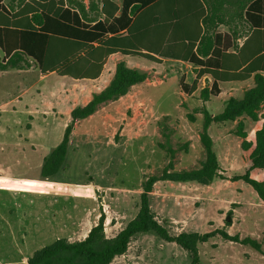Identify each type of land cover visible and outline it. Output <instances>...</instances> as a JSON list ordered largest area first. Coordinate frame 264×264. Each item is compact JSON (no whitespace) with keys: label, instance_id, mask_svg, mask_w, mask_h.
<instances>
[{"label":"rangeland","instance_id":"1","mask_svg":"<svg viewBox=\"0 0 264 264\" xmlns=\"http://www.w3.org/2000/svg\"><path fill=\"white\" fill-rule=\"evenodd\" d=\"M128 59L134 60L129 65L145 72L147 79L119 99L101 104L93 115L76 120L70 109L84 106L87 97L55 107L65 90L63 85H55L56 80L67 84L68 77L53 73L45 81L30 82L20 73L0 72V260L18 259L22 238L26 241L23 253H33L49 241H41L46 222L52 238L55 228L76 221L85 208L93 216L104 213L109 221L106 234H117L136 216L148 178L160 177L166 168H198L205 161L200 139L202 108L218 114L231 96L242 98L254 85L253 79L223 83L222 94L204 101L200 90L210 86L211 79L201 78L191 95L180 88L182 81L195 79L191 65L174 60L154 64L136 56ZM110 77L97 87L107 84ZM51 83L54 93L44 98ZM263 123L264 102L257 120L244 116L209 126L220 162V177L212 183L158 180L154 184L150 206L171 235L222 229L259 243L256 248L216 234L198 244L200 264H264V201L250 184L238 179L252 171V147L246 149L244 144L254 142ZM69 124L66 160L57 173L44 178V159L61 143ZM259 171L258 177L264 179V170L253 175ZM63 190L76 191L77 197L65 198L60 193ZM49 192L57 197L50 198ZM88 216L91 218L90 212ZM80 238L82 235L70 240ZM122 264H191V257L175 242L146 232L132 239Z\"/></svg>","mask_w":264,"mask_h":264},{"label":"trees","instance_id":"2","mask_svg":"<svg viewBox=\"0 0 264 264\" xmlns=\"http://www.w3.org/2000/svg\"><path fill=\"white\" fill-rule=\"evenodd\" d=\"M3 1L0 0V71L25 68L32 60L42 73L54 71L62 76L95 79L113 53L135 55L157 64L163 58L175 59L191 64L195 70L192 83H180L187 95L198 89L203 76H211V85L200 90L204 101L220 94V83L254 80L242 98L231 96L220 113L202 108L200 139L205 161L198 168H166L160 177L148 178L142 186L136 216L117 234L107 236L102 214L84 239L59 238L36 250L25 264H110L126 253L136 235L146 232L185 249L191 264H200L198 244L216 234L259 248V243L250 237L240 238L222 229L171 235L156 219L150 195L158 180L212 183L220 177V162L209 126L244 116L258 119L264 102V0H122L121 6L111 0H102V6L96 0H90L88 6L84 0H20L17 10ZM100 14L104 15L102 19ZM221 26L227 29L221 30ZM146 79L145 72L119 62L110 83L94 93L86 105L75 107L72 118L93 115L101 104L119 99ZM70 132L69 124L61 143L45 157L42 177H52L63 166ZM244 147H252L250 169L264 170V123L256 130L254 142ZM238 179L250 184L264 201V180L252 177L250 170Z\"/></svg>","mask_w":264,"mask_h":264},{"label":"crops","instance_id":"3","mask_svg":"<svg viewBox=\"0 0 264 264\" xmlns=\"http://www.w3.org/2000/svg\"><path fill=\"white\" fill-rule=\"evenodd\" d=\"M19 1L20 0H4L3 2L7 6L8 5H14V6H16V9L15 10H17L18 9V3H19ZM96 1L99 2L100 6H102V3H101L102 0H96ZM111 1L117 3L119 6L122 5V0H111ZM89 2H90V0H84V3L86 4V6L89 5ZM119 12L120 11H118L116 13V15H118ZM100 16H101L100 17L101 19L104 17L103 14H100ZM222 27L225 28V26H221L220 27L221 30H225ZM0 56L1 57L3 56V52L1 50H0ZM130 56H135V55H123L121 53H113V54L109 55L106 58V60H105V63L103 65V68H102V71H101L100 75L97 78H95V79H90V78H82V79L81 78H73V77L68 76V75L62 76V75H59L58 73H56L54 71L53 72H48V73H42L41 72V69L32 60H29V64L30 65H27L25 68H8L7 70H1L0 72H3V71L4 72H7L8 70H10V71H8L7 75L9 73H15V75H18V76H19V74H17V73H20L21 75L24 76V78H29L30 82H32L34 79H37L38 81H43V80L45 81L46 78H48L49 76H51L50 74H53V73L56 74L60 78L61 77L62 78L68 77L70 81L67 84H64L66 82L61 83V81H59V80L57 81L56 80L55 85L61 84V85L64 86V89L65 90H64V93H63L62 100H56L57 101L56 102L57 105H55V107H58V106L63 105V104L67 105L68 103L74 101L77 97H79V99L87 97L86 98V103L84 104V105H86L92 99V96H93L94 93L100 92L101 90H103L110 83V81L114 77V74H115V71H116V66H117V64L119 62L124 61L128 67L134 68L133 66L129 65L131 62H134V60L128 59V57H130ZM136 57H138V56H136ZM139 58H141V57H139ZM144 60H146V59H144ZM165 60H174L176 63H182V64L191 65V64H189L187 62H184V61L175 60V59H168V58H163L162 59V62L159 63V64H162ZM146 61H148V60H146ZM148 62H151V61H148ZM151 63H153V62H151ZM154 64H157V63H154ZM109 76H111V77H110L108 83L105 84L103 87L101 86L100 88H98L97 85H100L101 84V81H103L104 79L108 78ZM203 77H205L207 79H211V83H212L211 76L205 75ZM245 81H248V80H245ZM245 81H229V82H223V83H225V84L226 83H244ZM223 83H220L221 88H222V84ZM51 84H52L51 85V88L50 89L49 88L47 89V91H49V93H46L44 95V98L45 97H51L52 94L54 93L53 87L55 85H54V83H51ZM66 86H67V88H66ZM77 86L80 87L79 91L76 90V87ZM92 87H97L98 89L97 90H92ZM88 92H90V94H88ZM74 94H77V96H74ZM220 94H222V91L220 92ZM218 96H216V97H218ZM48 104L49 103L44 102V105H47L48 106ZM77 106H80V105H77ZM74 108H75V106H73L70 109V112ZM255 172H256V170H252V172H251L252 173V177L257 178L259 180H264V179H261V178L258 177L260 171L257 173L256 176H254L253 173H255ZM40 181H42L44 184H53V181H51V180H40ZM81 186H83V185H81ZM86 186H90V183L89 184H86ZM91 186H93L92 183H91ZM50 189L51 188H48L47 190L50 191ZM70 191L69 190H63V191H60V193L66 195L65 198L68 197L67 195H70L69 197H72V198H74V196L77 197V194H76L77 192L76 191H73V190L71 192ZM47 194L50 195L49 196L50 198L57 197V194H55L53 192H49ZM85 209H86V211L84 210V212L81 214V216L79 218H77L76 221H73V222L70 221L69 223L67 222V224H64L63 225V228H60V227H58L59 229L55 228V231H53V232H55V234H54V236L52 238H50L51 237L50 235L48 236V223L46 222L45 225L43 226V229H42L43 234L41 236V241H47L48 239H49V241H48L47 244L46 243H42L41 246L44 247V246H46V245L54 242L55 240H57L59 238H63V237L64 238H68L70 240V238H72L73 236H79L80 237V235H82V238L77 239V240L84 239L88 235V233L91 230V228L94 225L97 224L100 216L102 214H104V213L101 212V213H99L97 215L95 214V216H93V212L91 210L90 211H87V208H85ZM89 212L91 213V218L88 216L89 215ZM104 217H105L104 228L106 229L105 224L108 223L109 221L108 220L106 221L107 217L105 216V214H104ZM22 240H23L22 241L23 245H22V248L19 250V254H20L19 258L18 259L17 258L16 259H5V260H2L1 259L0 260V264H25V263L28 262L29 257L32 256L33 253L36 250H38V249H35L33 253H31V252L30 253H23L24 247H26V241L24 240V238H22ZM70 241H73V240H70ZM42 247H39V249L42 248ZM127 251H126V253H127ZM126 253H124L123 255L117 256L110 264H122V257Z\"/></svg>","mask_w":264,"mask_h":264}]
</instances>
